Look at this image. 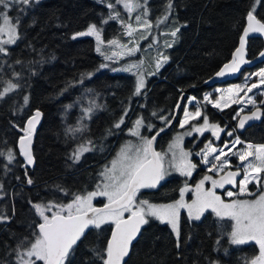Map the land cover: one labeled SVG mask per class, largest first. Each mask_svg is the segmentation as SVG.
Returning <instances> with one entry per match:
<instances>
[{
	"label": "trees",
	"instance_id": "obj_1",
	"mask_svg": "<svg viewBox=\"0 0 264 264\" xmlns=\"http://www.w3.org/2000/svg\"><path fill=\"white\" fill-rule=\"evenodd\" d=\"M166 2L148 0L152 34L145 41L141 40V49L146 51L143 46L154 35L161 37L165 30L171 32L180 27L177 37L167 40L172 42L168 47L171 61L158 75L149 79L146 89L139 95L145 97L137 108L136 116L141 115L145 124L151 122L155 128L160 124L151 113L157 111L161 116L166 111L173 115L182 93L192 90L190 95L200 103L209 90L232 84L204 86L231 60L246 26L247 12L255 6V15L264 20V0L258 3L256 0H173L168 21L156 27V18L164 11ZM20 9L14 8L10 14L13 22H19L21 38L9 49L10 55L0 56V91L9 80L20 85L0 100V152L4 153L0 156V185H3L0 214L10 218L0 223V261L3 264H13L11 250L20 240L30 237L35 223L39 222L30 201L41 203L55 199L69 202L71 196H65L57 186L70 193L95 190L102 179L99 176L102 166L125 142L124 135H121L116 143L118 130L113 124L124 109L129 108L130 99L139 98L132 95L135 76L125 72L112 74L99 67L103 60L95 51L93 39H72L75 33L85 30L89 24L100 25L102 18H107L109 9L106 4L97 0H42L26 11ZM110 21L107 27L114 32L113 35L127 41L119 22ZM262 48L261 39H250L249 58H255ZM17 60L21 63L17 64ZM263 66L247 69L245 73ZM14 73H19V78ZM85 73L93 75L80 83L81 75ZM25 96L28 97L27 104ZM93 100L100 107L92 111L90 121L86 118L81 121L84 116L82 109ZM201 107L207 110L210 121H221L231 127L230 122L236 129V107L221 114L203 103ZM37 109L42 111L44 118L34 146L36 166L27 169L21 166L22 161L18 157V138L23 134L19 129L26 126V120ZM82 125L87 126L84 131L69 133V128ZM235 136L242 141L264 143V120L242 133L236 132ZM170 139L167 137L166 140ZM88 140L93 142L89 145L93 150L73 163L70 156L74 149ZM191 143L192 140H188L186 147L193 153L202 149V143L195 146ZM10 149L16 152L12 163L7 160ZM158 150L163 148L159 146ZM193 161L199 167L202 165L200 156L193 155ZM28 178L33 181L31 185L27 183ZM184 182L185 179L172 176L160 191L141 194L138 199L153 203L173 202L179 197V189ZM103 203V200L94 201L95 206ZM230 224L227 220L219 221L211 212L204 214L199 222L189 221L183 215L180 247L177 248L170 227L151 219L126 264H245V260L258 254V246L254 242L232 246L227 235ZM111 228V225H105L90 231L77 245L68 264H100L89 249L103 248Z\"/></svg>",
	"mask_w": 264,
	"mask_h": 264
},
{
	"label": "snow or ice",
	"instance_id": "obj_2",
	"mask_svg": "<svg viewBox=\"0 0 264 264\" xmlns=\"http://www.w3.org/2000/svg\"><path fill=\"white\" fill-rule=\"evenodd\" d=\"M38 0H0V8L9 9L12 5H23L20 11H26L27 6ZM99 3L106 4L109 9L107 18H102L101 24H107L109 20H117L123 28V35L129 37L128 42H122L120 38L114 37L105 41L102 38V27L96 23L89 24L83 31L77 32L72 39L77 37L90 36L95 38V51L101 55L105 61L118 63L126 56H133L140 51L139 42L135 39L140 33L139 40H146L150 36L153 23L148 19L150 9L148 0H97ZM258 3L259 0H256ZM116 5H121L135 23H129L121 19V13L116 10ZM142 9V11H141ZM173 9V0H167L164 11L156 18L155 26L159 27L168 21ZM256 8L253 6L246 15V26L239 39V45L235 48L232 58L225 63L216 73V76L223 77L240 71L243 64L250 63L246 58V38L250 34H260L264 36V20L255 15ZM18 20L13 22L5 11H0V53L4 56L10 55L6 45H15L21 38L18 32ZM180 27H176L170 34L173 38L177 37ZM3 37H7L6 39ZM150 42L148 47H152ZM174 42V41H173ZM129 44L132 47H129ZM172 42H165V47H171ZM258 58H264V51H260ZM155 59V71L149 73L154 75L160 70L164 63L168 61V56L158 53ZM17 64L21 61L17 60ZM100 68L109 67L107 63H102ZM113 71L129 72L135 76V86L133 96H139L146 87L145 70L143 61L127 63ZM19 73H14L19 78ZM93 73L81 75L80 83L85 77L91 78ZM252 76L257 77V81L247 83ZM246 83L226 90L217 89L219 95L216 98L212 94H205L203 102L195 107V110L183 109V118L179 121V127L187 131L177 134L173 141L168 145V151H156L154 143L156 137L170 126L172 119L169 116H160L157 111L151 113L157 117L164 127L159 128L155 135L148 137L141 135V129L146 128L151 132L155 125L151 122L145 124L143 117L133 121V127L128 129V134L136 137L138 143L133 144L127 141L122 145L116 156L106 164L99 176L101 182L96 184L95 190L86 192L70 193L67 189L57 186V190L65 196H71L69 202L60 200H49L48 202L32 203L29 202L39 217V222L35 223V228L30 237L20 240L15 248L11 250L13 264H68L70 257L74 253L78 243L86 237L90 228L101 229L103 225H112L110 238L107 239L103 248L92 247L89 250L100 264H126L125 258L129 256L132 242L137 238L142 226L147 225L150 219H155L161 224H168L177 241V248L180 247V219L181 210H185L189 221L201 220L206 212H211L219 221H230L228 226V241L232 245H246L254 242L258 246V254H254L245 260V264H264V143L255 144L242 141L239 136H235L230 142H224L222 147L214 146L212 140L207 141L199 152L193 153L182 147L184 136H192L193 133L204 135L211 132L212 137L220 139L224 129L215 121H210L209 114L202 103L210 104L213 108L223 111L233 104L242 105L236 112L234 119L239 117L237 127L243 129L249 120H259L262 109L257 107V101L253 96H249L253 89L264 88V68L245 76ZM19 84L11 80L6 82V86L0 91V100L4 99L9 93L17 90ZM67 89H65L66 91ZM240 93H244L243 96ZM264 96V91L259 93ZM190 98L189 102L195 100ZM25 104L28 97H24ZM264 104V101H260ZM252 105V109L245 112V108ZM71 107V105H69ZM100 107L95 101H90L87 108H83L85 118H90L92 111ZM143 107V105H141ZM179 108V105L176 106ZM162 111V110H161ZM129 108H125L121 116L114 122V128H121L128 116ZM199 124H192V121L200 120ZM41 118V112L37 109L35 113L26 121V126L19 130L23 133L18 138L19 155L23 157L27 165L34 163L31 150L33 134L36 125ZM15 126V125H14ZM86 125L76 128H69V133L82 132ZM111 134V130H108ZM229 137L233 136L232 131L226 133ZM93 142L88 140L86 143L79 144L70 156L73 163L80 161L81 156L93 149L89 147ZM243 145L242 148L238 147ZM227 149V151H225ZM171 154L166 161V156ZM231 156L237 157V163L233 164ZM4 153L0 152V156ZM192 155L200 156V163L206 166V174L195 184L189 187L187 183L179 189V199L171 203H153L138 196L142 189H156L169 170H175L181 176L191 178L198 165L191 160ZM16 159L14 152L10 149L7 152V160L12 163ZM23 167V165H21ZM207 173H212L209 175ZM27 175V173H25ZM239 178V179H238ZM27 183H33L31 178ZM210 184L211 187H205ZM225 185H231L237 191L228 190L224 193L229 199L226 201L218 195L216 189H223ZM254 185L255 191L249 188ZM3 185H0L2 191ZM188 192L194 194V198L189 202L185 200ZM102 196L106 203L102 207L93 204V200ZM235 197V198H233ZM239 197H250L241 199ZM127 214V216L125 215ZM10 218L0 214V223L7 222ZM224 227L223 224L220 225ZM220 243L219 240L216 241ZM3 264V261H0Z\"/></svg>",
	"mask_w": 264,
	"mask_h": 264
},
{
	"label": "rangeland",
	"instance_id": "obj_3",
	"mask_svg": "<svg viewBox=\"0 0 264 264\" xmlns=\"http://www.w3.org/2000/svg\"><path fill=\"white\" fill-rule=\"evenodd\" d=\"M42 0H38V2H34V3H31L29 6H27V8H30L31 7V5H38L40 2H41ZM24 6L23 5H12V6H10V8L9 9H2V8H0V11H5L6 13H7V15L9 16V18L12 20L13 19V17H12V15L10 14L11 13V11L14 9V8H23ZM148 7H149V5H148ZM26 8V9H27ZM116 10L117 11H119L120 13H121V19H123V20H126V21H128L129 23H135V21H134V17H135V15L137 14L136 12H133L132 13V19H129V14L123 9V7L121 6V5H116ZM141 11H142V9H141ZM149 16H150V14H149ZM149 18V17H148ZM13 21V20H12ZM15 22V21H14ZM111 21L109 20V22L107 23V24H101L100 23V25L98 24V26H100V27H102V29H103V31H102V38L105 40V41H107V40H110V39H112V38H114V37H117L116 35H113V31L112 30H110V28H108L107 26H108V24L110 23ZM119 22V21H118ZM119 24H120V22H119ZM123 29V28H122ZM121 31H124V30H121ZM151 31V30H150ZM168 33H170V31L168 32L167 30H165L164 32H163V35L164 36H161V37H159V36H153L152 38H150L149 40H148V42H147V44H145L143 47L146 49V51H143L142 49H141V47H142V42L143 41H145V40H143V41H141V40H139V36H140V33H137L136 34V36H135V39H137L138 40V42H139V46H140V51H138V52H136L135 53V55H133V56H126V57H124L123 59H121V60H119V62L118 63H112V62H110V61H105L104 60V58L101 56V55H99L101 58H102V60H103V63H107L108 65H109V67H105V68H102L103 70H109L110 71V73H112V74H118V73H121V72H124V71H113L112 69H116V68H120V67H122L123 65H125V64H127V63H134V62H138V61H143V68H144V70H145V83H146V87H147V83H148V81H149V79L152 77V76H155V75H158L159 74V72H160V70L164 67V66H166L167 64H169V62L171 61V53H170V51L168 50V47H165V42L167 41V40H169L170 39V37L172 38V36L170 35V34H168ZM3 38H7V37H3ZM77 38H91V39H93L94 41H95V38L94 37H90V36H85V37H77ZM125 38L127 39V41L126 40H121L122 42H128V40L130 39L129 37H127V36H125ZM129 38V39H128ZM148 38H149V36H148ZM153 40H155L156 42L155 43H152V47H148V45L150 44V42H152ZM167 42H169V41H167ZM95 45H96V42H95ZM14 45H6L5 47L6 48H8V49H10L11 47H13ZM129 47H132V45L131 44H129ZM174 47V46H173ZM172 47V48H173ZM171 48V49H172ZM158 53H163L164 55H166V56H168V61L166 62V63H164L163 64V66L160 68V70L158 71V72H156L154 75H149V73H152V72H154L155 71V57H157V55H158ZM0 56H4L2 53H0ZM262 68H264V66L263 67H261V68H259V69H257V70H255V71H252V72H249V73H245L244 74V76L242 77V79L241 80H239V81H237V82H235V83H232V84H228V85H225V86H219V87H216V88H214V89H211V90H209L208 92H206L205 94H212V97L213 98H216L218 95H219V93L216 91L217 89H221V90H226V89H228V88H230V87H236V86H238V85H244L245 83H246V81H245V76H248L249 74H252V73H255V72H257V71H259L260 69H262ZM125 73H129V72H125ZM129 74H131V73H129ZM132 75V74H131ZM136 79V78H135ZM257 77H255V76H252L251 77V79H249L248 81H247V83L250 85L251 83H253V82H256L257 81ZM146 87L142 90V91H144L145 89H146ZM261 91H264V88H261V89H253V91L251 92V93H248V95L249 96H253L254 97V99L257 101V107H260V106H262V104H260L259 102L260 101H263L264 100V96H262V95H260L259 93L261 92ZM204 94V95H205ZM240 95L241 96H243L244 95V93H240ZM192 97H194V96H192ZM191 97V98H192ZM189 100H190V98H189ZM189 100L187 101V103H186V105H185V107H187L189 110H195V107L197 106V104L199 103L198 101H197V99H195V100H193V101H191V103L189 102ZM203 102V101H202ZM203 104H205V105H207V106H209L210 108H212L213 110H215L218 114H221V112H223V111H225V110H227V109H229V108H231V107H236L237 108V110H236V112L239 110V108L242 106V105H240V104H233V105H231L230 107H228V108H225L223 111H220L219 109H216V108H213L210 104H206V103H203ZM201 106H202V104H201ZM184 107V108H185ZM252 109V105H248L246 108H245V112L244 113H246V112H249L250 110ZM241 114H243V113H241ZM236 116V114L234 115V117ZM91 117H92V115H90V118H86L88 121H90V119H91ZM183 118V115H182V117H181V119ZM239 117H237L236 119H234V120H237ZM202 119H203V117H201V119L200 120H197V121H192L191 123L192 124H199V123H201L202 122ZM230 125H231V131L233 132V136L232 137H229L230 139L229 140H225V141H222V142H214V146H218V147H222L223 146V144H224V142H226V141H228V142H230V141H232L233 139H234V137H235V135H236V130H235V127H233V125L230 123V122H228ZM191 125H189V126H187V127H190ZM187 127L185 128V129H183V130H180V132L179 133H177V134H183L185 131H187ZM205 133H209V132H205ZM177 134H175L174 135V137H171V139L168 141V143L166 144V147L164 146V150H163V152H167L168 151V145H169V143H171L172 141H173V139L175 138V136L177 135ZM194 134H196V133H193V135L192 136H184V138H183V141H182V147L183 148H185V150H188V148L187 147H185V141L186 140H192V146H195L196 145V142H198L197 141V139L198 138H194L195 136H194ZM141 135H143L142 134V129H141ZM126 136L127 137H129V138H125L124 140H125V142H124V144L127 142V141H132L133 142V144H136V143H138V140H137V138L136 137H133V136H131V135H129L128 133H126ZM144 136V135H143ZM207 141H205V143H206ZM205 143H203V145H202V148H203V146H204V144ZM123 144V145H124ZM122 146V145H121ZM120 146V147H121ZM238 147H240V148H242L243 147V145H240V146H238ZM120 149V148H119ZM119 149L115 152V154L112 156V158H114L115 156H116V154H117V152L119 151ZM225 151H227V149H225ZM14 154H16L15 152H14ZM170 156H171V154L169 153L168 154V156H166V161L168 160V159H170ZM111 158V159H112ZM230 159H231V161L233 162V164H235V163H237L238 161H237V157L236 156H231V154H230V157H229ZM110 159V160H111ZM200 159H201V157H200ZM109 160V161H110ZM191 160L193 161V155H192V157H191ZM108 161V162H109ZM108 162L107 163H105L103 166H102V169H103V167L106 165V164H108ZM202 164V163H201ZM201 167V174H203V175H205L206 174V166L205 165H201L200 166ZM207 174H209V175H212V173H207ZM172 176H176V177H180V178H183V179H187L186 177H184V176H181L178 172H176L175 170H172V169H170L169 170V174L168 175H166V177H165V179H168V178H170V177H172ZM102 180V179H101ZM196 183L198 182V181H195ZM195 183V184H196ZM206 188L207 187H211V185H206L205 186ZM253 187V188H252ZM249 188L250 189H252L253 191H255V187H254V185H249ZM218 194V193H217ZM219 195V194H218ZM194 198V194L192 193V192H188L186 195H185V200L186 201H191L192 199ZM233 198H235V197H233ZM239 198H241V199H244V198H250V197H239ZM177 199H179V197L177 198ZM176 199V200H177ZM224 199L227 201L229 198L228 197H224ZM97 200H104V202H106V199L104 198V197H102V196H98V197H96L94 200H93V204H94V201H97ZM171 203V202H170ZM126 216H127V214H125ZM183 215H185L186 217H187V214H186V211L185 210H181V219H180V225H181V220H182V217H183ZM202 218L203 217H201V220H202ZM151 220V219H150ZM152 220H155V219H152ZM201 220H199V221H201ZM157 221V220H156ZM193 222H199V221H195V220H192ZM159 222V221H158ZM166 225H168V224H166ZM103 226H105V225H103ZM102 226V227H103ZM112 226V225H111ZM169 226V225H168ZM170 227V226H169ZM171 229V228H170ZM232 246H242V245H232Z\"/></svg>",
	"mask_w": 264,
	"mask_h": 264
},
{
	"label": "water",
	"instance_id": "obj_4",
	"mask_svg": "<svg viewBox=\"0 0 264 264\" xmlns=\"http://www.w3.org/2000/svg\"><path fill=\"white\" fill-rule=\"evenodd\" d=\"M253 38H259V39H261V40L263 41V48H262L261 51H264V36H262V35H260V34H250L249 37L246 38V53H247L246 58L250 60V63H247V64H243V65H241V67H240V71L237 72V73L227 74V75H225V76H223V77H218V76H216V74H215V75H214L209 81H207V82L205 83L204 86H205V87H211V86H217V85H223V84L233 83V82L239 80L240 77L245 73V71H246L247 69H251V68H254V67L259 66V65H261V64H264V58H258V55H257L255 58H249V54H248V46H249V41H250V39H253ZM191 91H192V90H188V91L182 93V95L180 96V99H179V101H178V103H177V105H179V108L175 107V109H174V113H173V116H172V117H175V118L172 119V123H171V125L168 126V127H166L165 130H164L163 132H161L159 136L156 137V141H155V143H154V148H155L156 151H159L158 148H157V145H158L159 140L163 137V135H165L168 131H170L171 127H172V126L175 124V122L179 119V117H180V115H181V113H182V110H183V108H184V106H185V104H186V101L188 100L189 97H191V95H190V92H191ZM177 105H176V106H177ZM260 108L262 109V113H264V109H263L261 106H260ZM39 111H40V110H39ZM40 112H41V118H40L39 123L36 125L35 132H34V134H33L32 145H31V150H32L33 158H34V163H33L32 165H27V163H26V161L23 159V157L20 156L21 160L24 162V167L27 168V169H34L35 166H36V160H35V156H34V142H35L36 134H37V132H38V130H39L41 124H42V121H43V113H42V111H40ZM34 113H35V112H34ZM34 113H33V114H34ZM246 113H248V112H246ZM246 113L241 114V116H243V115L246 114ZM33 114H32V115H33ZM32 115H31V116H32ZM31 116H29L28 119H29ZM28 119H27V120H28ZM27 120H26V121H27ZM238 120H239V118H238ZM238 120H237V124H238ZM263 120H264V114L261 115V118H260L259 120H255V119H254V120H249V121H247V122L245 123V126H244L243 129L238 128L237 125H236V130H237L238 132L242 133V132L246 131L247 129H249V128L255 126V125L261 124ZM25 125H26V123H25ZM153 135H155V134H153ZM153 135H152V136H153ZM17 148H18V144H17ZM18 152H19V148H18ZM238 179H239V178H238ZM166 180H167V179L162 180V181L160 182V185H159L156 189H142L141 192H143V193H155V192H158V191H160V190L162 189V187H163V185L165 184ZM225 188L228 189V190L233 189V187H232L231 185H225ZM102 206H103V205H101V206H97V207H102ZM145 227H146V225L142 226L140 233L137 235V238L132 242V246H131V250H130L129 256L125 258L126 262L128 261L130 255H131V253H132V249H133L135 243L139 240V238H140V236H141V234H142V232H143V229H144ZM93 229H94V228H90V229L87 231L86 235H87L90 231H92ZM109 238H110V237H109ZM79 243H80V242H79ZM79 243H78V244H79Z\"/></svg>",
	"mask_w": 264,
	"mask_h": 264
},
{
	"label": "flooded vegetation",
	"instance_id": "obj_5",
	"mask_svg": "<svg viewBox=\"0 0 264 264\" xmlns=\"http://www.w3.org/2000/svg\"><path fill=\"white\" fill-rule=\"evenodd\" d=\"M144 97L145 96H139V98L138 99H136V100H133V99H130V106H129V113H128V116L127 117H125V123L123 124V125H121V128H119V129H117L118 130V134H117V136H116V143L118 142V140H119V138L121 137V135H124V137L125 138H129V137H127L126 136V133H128V129L129 128H131V127H133V121L135 120V119H137V118H140V117H142L141 115L140 116H136V112H137V108H138V106L141 104V101L144 99ZM188 100H189V98H188ZM187 100V101H188ZM187 101H186V103H187ZM186 105V104H185ZM185 107V106H184ZM184 109V108H183ZM182 115H183V111H182V113H181V115H180V117H179V119L175 122V124L171 127V129H170V131H168L165 135H163V137L159 140V142H158V145H157V148L159 149V146L160 147H162L163 148V150L165 149L164 148V146L168 143V141L169 140H166L167 139V137H174V135L175 134H177V133H179L180 132V130H183V129H181L180 127H179V121L181 120V117H182ZM161 116H169V118L170 119H172V113L171 114H168L166 111H164L163 113H162V115ZM44 118V117H43ZM157 122L160 124V125H158V126H156V128L154 129L153 128V130L151 131V132H149V131H147V129L146 128H142V134L144 135V136H148V137H151L153 134H155L156 133V130H158L159 128H161L162 126H164L162 123H161V121L158 119L157 120ZM217 124H219L223 129H224V131L223 132H221V134H220V139L219 140H216L214 137H212V135H211V132H209V133H204V135L203 136H201V135H199V134H194V138L196 139V138H198L197 139V141L198 142H196V145H198V144H200V143H205V141H209V140H212L213 142H222V141H225V140H227L228 138H229V136L226 134L228 131H231V127L227 124V123H225V124H223L221 121H217L216 122ZM41 127V126H40ZM40 129V128H39ZM39 131V130H38ZM37 135H38V132H37V134H36V137H35V142H36V139H37ZM126 140V139H125ZM190 140V139H189ZM193 140V139H192ZM187 141L188 140H186L185 141V147H186V143H187ZM35 142H34V146H35ZM116 143L114 144V145H116ZM17 150H18V148H17ZM162 150V151H163ZM189 150V149H188ZM161 151V150H160ZM16 153V152H15ZM18 155H19V152H18ZM35 156V155H34ZM19 158H20V155L18 156ZM20 160H21V158H20ZM22 161V160H21ZM194 162V161H193ZM195 163V162H194ZM22 165H23V168H24V162L22 161ZM22 168V169H23ZM199 172H201V167H197L196 168V170L193 172V175H192V177L189 179V178H187V179H185V182H184V184L185 183H187L188 185H189V187H194L195 186V181H199L202 177H203V174H200V177H198V178H195V177H197V175L199 174ZM202 173V172H201ZM184 184H183V186H184ZM206 185H210V184H206ZM205 185V186H206ZM182 186V187H183ZM231 191H233V192H236L237 191V189L236 188H233V189H230ZM226 191H228V189H226L225 187L223 188V189H216V192L219 194V195H221L222 196V198H224L225 197V195H224V193L226 192ZM155 193H157V192H155ZM141 194H145V195H147V194H153V193H143V192H140V194L139 195H141ZM139 197V196H138ZM207 213V212H206ZM205 213V214H206ZM148 225V224H147ZM146 225V226H147ZM113 227V226H112Z\"/></svg>",
	"mask_w": 264,
	"mask_h": 264
}]
</instances>
